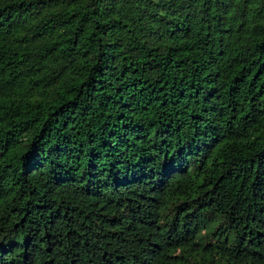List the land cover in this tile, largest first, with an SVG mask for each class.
<instances>
[{"label":"trees","instance_id":"obj_1","mask_svg":"<svg viewBox=\"0 0 264 264\" xmlns=\"http://www.w3.org/2000/svg\"><path fill=\"white\" fill-rule=\"evenodd\" d=\"M0 264H264V0H0Z\"/></svg>","mask_w":264,"mask_h":264}]
</instances>
